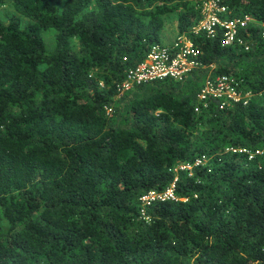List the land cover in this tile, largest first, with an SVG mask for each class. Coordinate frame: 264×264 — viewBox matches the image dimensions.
Segmentation results:
<instances>
[{
    "label": "trees",
    "instance_id": "trees-1",
    "mask_svg": "<svg viewBox=\"0 0 264 264\" xmlns=\"http://www.w3.org/2000/svg\"><path fill=\"white\" fill-rule=\"evenodd\" d=\"M199 2L0 0L13 10L0 20V264H264L261 27L231 46L188 33L205 67L114 98L163 15L178 12L181 34ZM222 2L264 24V0ZM209 70L248 102L196 112Z\"/></svg>",
    "mask_w": 264,
    "mask_h": 264
},
{
    "label": "built area",
    "instance_id": "built-area-1",
    "mask_svg": "<svg viewBox=\"0 0 264 264\" xmlns=\"http://www.w3.org/2000/svg\"><path fill=\"white\" fill-rule=\"evenodd\" d=\"M199 19L189 30L178 34L170 44H152L144 59L125 72L122 80L116 83V96L121 97L133 89L153 82L166 80L183 81L196 69L205 67L200 62L201 50L192 42L188 33H202L207 38L213 39L221 36L224 46L242 45L244 42L240 32L250 26L261 27L264 37V24L256 21L250 15L230 16L227 5L222 0H200L197 5ZM245 49L248 46L244 47ZM213 67V65H210ZM102 86V83L100 82ZM252 93L243 90L241 81L234 76L226 74L214 75L211 70L202 79L201 87L196 97L194 110L199 112L207 106L208 98L220 100L222 107L226 103H241L245 105ZM107 113L112 111L106 107ZM200 163L197 160L195 164ZM190 168V165H185ZM172 188L163 193L150 191L142 197L143 201L153 198L172 196Z\"/></svg>",
    "mask_w": 264,
    "mask_h": 264
},
{
    "label": "rangeland",
    "instance_id": "rangeland-1",
    "mask_svg": "<svg viewBox=\"0 0 264 264\" xmlns=\"http://www.w3.org/2000/svg\"><path fill=\"white\" fill-rule=\"evenodd\" d=\"M61 4H62V0H57V5L59 7L61 6ZM12 11H13L12 9H9L6 7H0V20L6 24L8 22L7 13H11ZM177 15H178L177 11L169 12V13H166L163 15L164 26H163L162 36H161V42H160L161 44H165V45L170 44L178 36ZM27 21L28 20L26 18L21 17L22 24H25ZM41 34L43 36V40L45 43L46 50L51 51L54 47V31L51 29H44V30H42ZM144 91H145V88H144ZM138 93H140L142 95L141 91H139ZM114 98L118 99L119 97L116 96ZM184 167L185 166H182L181 168H184Z\"/></svg>",
    "mask_w": 264,
    "mask_h": 264
},
{
    "label": "crops",
    "instance_id": "crops-1",
    "mask_svg": "<svg viewBox=\"0 0 264 264\" xmlns=\"http://www.w3.org/2000/svg\"><path fill=\"white\" fill-rule=\"evenodd\" d=\"M162 32H163V28H162V30H161V34H160L161 36H162ZM161 36H160V37H161Z\"/></svg>",
    "mask_w": 264,
    "mask_h": 264
}]
</instances>
